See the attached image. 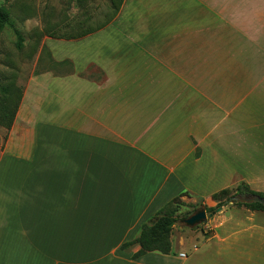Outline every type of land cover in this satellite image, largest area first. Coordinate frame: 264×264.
Masks as SVG:
<instances>
[{"label":"crops","instance_id":"1","mask_svg":"<svg viewBox=\"0 0 264 264\" xmlns=\"http://www.w3.org/2000/svg\"><path fill=\"white\" fill-rule=\"evenodd\" d=\"M170 2L126 0L101 32L55 44L73 73L32 77L0 159V264H174L121 247L180 196L264 172V0L198 7L223 35L208 47L170 37Z\"/></svg>","mask_w":264,"mask_h":264},{"label":"rangeland","instance_id":"2","mask_svg":"<svg viewBox=\"0 0 264 264\" xmlns=\"http://www.w3.org/2000/svg\"><path fill=\"white\" fill-rule=\"evenodd\" d=\"M170 1L171 6L180 7L172 21L179 28L169 27L173 32L170 37L198 40L207 47L223 39V35H219L218 25L213 24V21L218 22L217 15L213 18L210 10L204 8V12L203 8H198L206 5L210 7L211 0ZM110 7V0H0V9L9 12L13 25V28L0 33V102L5 96L4 91L9 87L16 93L13 100L18 102L19 95L24 93L34 75L71 74V64L60 67L54 62L53 51H58L56 45L61 40H53L50 36H77L101 26L106 22ZM202 11L205 13L203 17ZM148 22L151 23L149 20ZM145 27H152V24H146ZM162 33L164 34H159ZM243 33V39L251 34L247 30ZM17 34L23 38L21 49L17 47ZM193 34L195 36H190ZM231 39L235 38L229 37L227 41ZM203 40L209 41L205 43ZM231 54L240 57L241 61L245 60V55L241 53ZM9 133L0 126V159ZM255 170L257 168H253ZM243 184L264 195V172L238 173L234 186L218 193L216 197L214 195L202 199L188 195L181 199L182 206L176 214L178 224L171 237L173 248L170 256L174 259V264H264V211L231 204L233 199L241 196L238 188ZM227 201L228 204L222 211L209 217L206 224L193 230L181 225L182 220L190 217L196 210L203 207L214 208ZM209 239H215V242L210 246L204 245ZM194 248L199 251L194 252ZM180 254L187 255V259L180 258Z\"/></svg>","mask_w":264,"mask_h":264},{"label":"trees","instance_id":"3","mask_svg":"<svg viewBox=\"0 0 264 264\" xmlns=\"http://www.w3.org/2000/svg\"><path fill=\"white\" fill-rule=\"evenodd\" d=\"M126 0H110L111 7L110 11L107 14V19L105 24L98 26L93 29H89L77 36L75 35H68L67 37H57L50 36L53 40H65V41H78L82 40L84 38H87L89 36L95 35L105 28H107L110 24H112L119 16ZM90 20V19H89ZM8 28H13V25L10 21V14L5 9H0V33L4 32ZM18 37V43L17 47L19 49L22 48L23 44V38L17 34ZM1 55V53H0ZM72 65L71 61H65L60 64H57L58 66L62 67L65 65ZM74 72V67H73ZM72 72V73H73ZM40 75V74H39ZM38 76V75H35ZM4 98L0 102V126L6 128L9 132L11 131L14 121L16 119L17 113L20 108V104L22 102L23 98V92L19 95L18 102H15L13 100V96L16 94L13 91L12 87L7 88L4 91ZM196 157H200V152L197 150ZM238 193L241 196H260L264 198V195L258 194L250 189L248 185L243 184L238 188ZM218 194L215 195V197ZM188 196V194H184L180 196L179 198L175 199L170 206H167L158 216L154 217L151 221H149L147 224H145L142 227L140 236L134 240L133 242L126 243L121 247L122 251H126L129 248L133 246H139L140 250L133 255L132 260L136 261L140 258L150 254V253H160L162 255L169 256L172 253V234L174 227L178 224V219L176 217V214L178 213V209L181 204V198ZM228 204L227 202H223L217 205V207L206 209L208 213H214L218 209L225 207ZM246 207H249L252 210H262L264 211V207L260 204H241Z\"/></svg>","mask_w":264,"mask_h":264},{"label":"water","instance_id":"4","mask_svg":"<svg viewBox=\"0 0 264 264\" xmlns=\"http://www.w3.org/2000/svg\"><path fill=\"white\" fill-rule=\"evenodd\" d=\"M244 204V205H251V204H260L264 207V198L260 196H237L233 201L231 202L232 205L235 204ZM222 211V208L218 209L216 212L210 214L208 216V212L206 208H201L196 210L190 217L182 220L181 225L187 229L193 230L201 225H204L207 223L208 218L214 217L217 213H220Z\"/></svg>","mask_w":264,"mask_h":264}]
</instances>
